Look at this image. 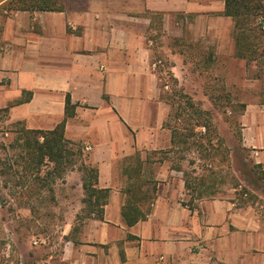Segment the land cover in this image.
<instances>
[{
	"label": "crops",
	"instance_id": "obj_1",
	"mask_svg": "<svg viewBox=\"0 0 264 264\" xmlns=\"http://www.w3.org/2000/svg\"><path fill=\"white\" fill-rule=\"evenodd\" d=\"M8 1L0 0V112L26 128L52 130L70 95L76 111L65 137L98 170L99 188L109 189L103 218L79 216L83 179L72 171L79 195L64 221L61 261L264 264V206L193 198L183 171L172 166L166 126L164 59L182 80L192 65L183 48L188 35L208 37L216 55H236V22L223 15L225 0H62L54 11L4 9ZM244 103V146L264 166V102ZM139 179L146 192L156 187V200L145 219L128 225L125 188Z\"/></svg>",
	"mask_w": 264,
	"mask_h": 264
},
{
	"label": "rangeland",
	"instance_id": "obj_2",
	"mask_svg": "<svg viewBox=\"0 0 264 264\" xmlns=\"http://www.w3.org/2000/svg\"><path fill=\"white\" fill-rule=\"evenodd\" d=\"M261 1L264 5V0ZM242 23L248 29L246 35L250 33V42H245L249 44L248 54L254 50L252 58L239 59L237 54L226 53L216 55L217 45L210 42L208 37L194 41L188 35L184 39L186 47L183 48L187 50L192 65L187 67L184 78L179 80L170 71L169 60L164 59L160 83L168 84L164 90L167 91L166 97L171 107L168 117L171 127L181 123L176 118V112L182 109L183 113L193 112L195 118L201 116L202 122L208 118L213 128L218 130L217 136L212 130L210 134L213 133L214 138L211 140L194 127L191 138L200 139L203 145L183 151L188 160L183 161L184 168L196 170L194 175L208 174L207 185L215 184L216 193L206 197L232 198L241 203L252 202L264 206V180L257 173L263 172L264 166L257 167L255 153L244 146L240 122L244 102H264V7ZM209 94L216 98V105ZM184 96L196 103L197 111L211 110L212 113L209 116L198 114L189 108ZM22 126L21 122L8 121L5 114L0 112V171H7L12 163L13 170L21 169V163H15L21 148L10 147V144L18 136L17 128ZM219 136L224 139L225 147L219 146ZM70 148L72 164L67 167L64 176L54 182V199H51L52 193L47 187L41 188L40 193L25 197L22 195L24 189L16 186L18 176L11 177L8 172L0 174V264H50L42 259H48L51 254L55 261L53 264H64L61 261L64 221L74 212L71 206H74L79 195L76 178L70 176L77 169L82 179L86 176L82 153L74 145H70ZM177 155L176 149L171 156ZM202 155L207 159H202ZM191 160L195 163H191ZM78 215L86 216L85 204Z\"/></svg>",
	"mask_w": 264,
	"mask_h": 264
},
{
	"label": "trees",
	"instance_id": "obj_3",
	"mask_svg": "<svg viewBox=\"0 0 264 264\" xmlns=\"http://www.w3.org/2000/svg\"><path fill=\"white\" fill-rule=\"evenodd\" d=\"M263 7L264 5L261 0H225V10L223 15L233 17L236 22V54L238 57L249 60V58L254 56V50H252L250 54L247 53L249 44L246 43L245 40L250 42L248 40L250 33L246 35L248 29L244 28L245 26L242 22L244 19L255 16L256 12L258 13ZM3 8L9 10L54 11L62 10L64 6L62 0H9ZM154 14L159 16L161 13ZM209 95L216 105V98L212 94ZM184 97L186 98V104L190 106L189 108L197 111L198 108H195L196 103L190 97ZM30 99L31 94L20 98L6 107L4 112H7L11 106L29 101ZM166 99H169L168 96ZM245 107L246 104L243 103L242 111ZM75 111L76 105L72 103L71 97L68 95L66 98L65 117L54 129H29L25 126L17 128L16 132L18 133V136H16L14 143L10 144V147L21 148L18 159L15 161L17 164L21 163V169L19 171L13 170L12 163L8 165L7 171L1 170L0 174L5 175L6 172H8L11 174V177H14L15 175L18 176L16 186H20L24 189L22 195L25 197H31L36 193H40L41 188L47 187L50 193H52L51 199H54V182L57 178L63 177L67 167L72 164L70 158L73 154L70 148L71 142L65 137V128L68 118L74 116ZM183 111L184 110L180 109L176 112V118L181 122L178 126L171 127L168 123L169 121H166V126L172 129L173 148H171V151L175 153V150L177 149L179 155L173 157L172 166L177 170L183 171L186 188L192 194L193 198L215 194V184L213 183L211 186L207 185L208 174L194 175L196 170H188L184 168L183 161L187 160V158L183 151H188L193 146L200 147L203 145L202 141L200 142V139L191 138L194 134V127L199 129L202 136H208L211 140L214 138V134L212 133L211 135L210 133L215 131L217 136L219 134L217 132L218 130L217 128H213V124L208 118L202 122L200 120L201 116L195 118L193 112L183 113ZM197 113L209 116L212 111L198 110ZM219 137H217L219 146L225 147L224 139ZM199 142L201 144H199ZM224 157L226 159L228 158L227 156ZM204 158L207 159V157L203 156L202 159ZM191 161V163H195L197 162V159L195 158V162L193 160ZM83 165L86 172V176L83 179V188L85 192L83 202L86 206V216L94 214L98 218H103L104 205L106 204L109 195V189L99 188L98 170L95 167L85 165V163ZM260 166V164H257V167ZM262 171L263 172L257 173H260L258 177L261 180H264V170ZM42 172H44L43 176ZM36 183L41 184L42 186L40 187ZM144 183V181L139 179L135 182L133 181L132 183H129L125 188V193L128 198L123 208V215L128 225H133L139 220L145 219L151 212L152 204L156 200V187L153 188V192H146L143 190ZM211 187L213 189H211ZM64 238H68V236H65Z\"/></svg>",
	"mask_w": 264,
	"mask_h": 264
}]
</instances>
